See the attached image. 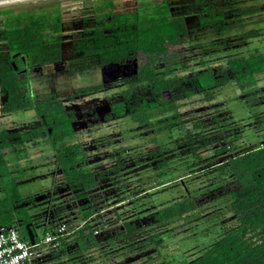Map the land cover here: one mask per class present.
I'll list each match as a JSON object with an SVG mask.
<instances>
[{
	"label": "trees",
	"instance_id": "1",
	"mask_svg": "<svg viewBox=\"0 0 264 264\" xmlns=\"http://www.w3.org/2000/svg\"><path fill=\"white\" fill-rule=\"evenodd\" d=\"M187 1L182 11H172L157 0H141L134 10L120 13L114 11L115 4L112 0L96 4L91 31L84 34L87 35V57H91L101 68L118 66L135 53L143 59L138 65L135 78L127 81L130 87L123 92L128 105L121 103L113 108L119 124L132 121L139 126H146L150 124L151 115L156 113H170L173 120H177L180 101L201 96L206 102H211L216 95L229 89L232 83L244 90L255 82L256 77L264 75V52L258 50L247 57L229 58L228 71L205 64L201 59L197 71L191 70L190 75L181 74L191 67L188 61L181 60L171 48L180 35H186L184 15L195 17L199 26L207 27L218 26L233 17H250L261 9L264 10L240 8L238 0ZM11 12L9 9L0 11V15L5 16L0 35L10 41V51L17 50L18 41L26 40L38 47L44 62L53 60V42L56 40L54 37L61 39L62 14L59 7L37 13L19 12L14 16L9 15ZM245 35L246 39H255L260 37V32L251 29ZM79 44L81 48L86 46L84 40ZM136 84L147 86L150 98L138 100L135 93ZM101 88L100 85L89 86L85 91L87 95H91L98 93ZM37 112L46 117L45 121L52 129L49 143L54 148V176L61 174L64 187L74 194H81L83 198L80 202L75 201L79 224L74 226L75 230L71 234L60 239L59 249L52 253L68 254L73 264H82L83 259L80 257L83 258L84 253L92 249L99 250L105 244L109 246L111 240H120V243L116 244H121L124 251H147L151 246L152 251H158L164 244L163 236L170 233L169 230L158 232L160 226L215 203L218 204L215 219L220 221L221 227L228 222L233 224L222 228L218 238L191 261L169 260L163 261L162 264H264V133L258 145L236 152L224 161L204 164V169L216 167L212 172L213 177L204 188L191 190L182 182L183 194L178 195L171 205L156 208L143 215L140 214L143 210L139 211L135 219L123 222L118 208H111L112 223L108 224L104 219L100 233L94 234L96 227L92 229L88 220L94 214L100 213L107 201L101 193H96L97 189L105 184L112 173V176L116 177L121 167L116 166L110 173L90 170L88 160L79 147L68 146L64 142V138L70 136L73 130L70 125L72 118L67 117L63 108L46 101L37 108ZM254 119L256 122L263 121ZM215 123L218 127L222 124L218 120H215ZM245 123L241 124L242 127L247 126ZM230 125L225 123L223 135L228 134ZM194 126L204 132L202 122ZM193 137L199 139L201 134H186V145L190 151L193 149ZM4 138L2 135L0 149L8 146ZM154 143L158 144V140ZM233 147V143L226 142L214 153L219 156ZM102 154L107 157V153ZM150 157L158 158L155 163L157 171L153 173L158 176L154 175V186L150 187V190L166 187V183L160 180L164 176L163 171L167 169L164 152L161 149L156 150ZM197 158L200 159L199 156ZM146 159L148 160L147 156ZM175 183L179 184L178 181ZM141 193L143 192H139ZM26 206L18 184L10 177L6 161L0 154V227L21 229L25 241H28L25 225L32 222V219L25 214ZM76 217L69 213L65 216H52L42 234L54 231L55 227L50 221L73 222ZM102 232L105 233L103 237ZM144 234L147 237L136 242L139 244L137 248L134 241L137 237L142 238ZM78 258L80 263L76 262Z\"/></svg>",
	"mask_w": 264,
	"mask_h": 264
},
{
	"label": "rangeland",
	"instance_id": "2",
	"mask_svg": "<svg viewBox=\"0 0 264 264\" xmlns=\"http://www.w3.org/2000/svg\"><path fill=\"white\" fill-rule=\"evenodd\" d=\"M104 0H53L17 7L0 9L11 10L13 14L19 12H43L59 7L62 14V41H61V63L66 64L71 70L87 65L79 74L72 76L65 70L67 66H51L46 65L41 69L42 74L58 73L52 81L55 82L54 90H56L58 99L63 103L64 107L70 109L76 106V112H82L84 108L101 107L99 114L108 113L109 107L123 99L125 87L114 79V73L131 69L135 70L137 63L143 59L136 55L129 59L124 66L115 67V71H102L104 68H98L91 58H85L83 54L77 53L75 50V42L78 38L87 34L92 27L93 17L95 15L96 4ZM115 4V12L132 11L136 8L141 0H112ZM161 5H165L169 9L180 10L184 8L187 0H157ZM240 8H264V0H238ZM187 25L186 35L179 36L176 43L172 46L181 60L189 62L191 67L185 73L190 75L191 70L199 69V60L203 59L205 64L216 66L228 71L227 60L229 58L247 57L256 50L264 52V10L250 17H233L230 20L222 22L218 26L201 27L196 23V18L190 15H184ZM4 16L0 15V29L3 27ZM251 29L258 30L260 37L255 39H246L245 34ZM0 49L2 46L0 45ZM119 78V77H118ZM117 78V79H118ZM31 81V80H30ZM101 85L103 91L91 96H78L71 105L66 100L76 94L79 88ZM108 85V86H107ZM74 92V93H73ZM138 98H150V92L147 86L140 85L138 87ZM65 100L64 102L62 100ZM1 100V98H0ZM179 118H174L171 114H153L150 117V124L139 126L132 121H124L119 126L114 124L105 126H91L87 130V136L83 137L84 155L88 160V168L97 172H111L116 166H120L122 171L114 177L109 176L106 182L113 180V188L118 191V196L108 198L101 209L100 213L88 220L91 228L100 233L103 220L111 224L110 217L111 208H118L119 214L122 215V222L125 220L135 219L137 213H148L159 207L171 205L177 197L183 194L181 184H185L192 188L205 187L209 183V179L213 177L212 169H204V164L208 162H220L234 155L236 152L247 150L251 146H256L262 140L264 133V75L256 77L255 82L240 89L236 83L215 96L211 102H206L201 96H194L188 100L178 103ZM102 115V116H103ZM94 117V115L92 116ZM101 117V116H100ZM254 118H258L260 122H256ZM169 119V120H168ZM215 120L222 124L215 126ZM4 119L0 117V126ZM202 122L204 132L196 129L194 125ZM246 122V123H245ZM118 123V122H117ZM230 125L227 135H223V126ZM242 123L247 126L242 127ZM263 123L259 126V124ZM218 128V129H217ZM220 129V130H219ZM191 133L194 136L197 133L201 137L197 139L193 137V149H188L186 134ZM219 138V139H218ZM158 140V144L154 143ZM75 142V140L73 141ZM226 142L233 143L234 147L230 148L222 155L216 156L214 151ZM162 150L167 159V169L163 171L160 180L166 183V187H158L151 189L156 168L155 163L158 160L150 157V154L156 150ZM107 153V157L103 154ZM102 154V156H101ZM148 157V160L146 159ZM199 156L200 159L197 158ZM21 164H28L27 180L22 188V197L27 201L26 215L30 216L35 225L38 234L39 225H42L44 213L42 210L49 204L48 194L54 188L60 190L59 195L54 197V203L57 204V212L65 216L67 213L76 217L78 208L75 199L80 200L81 194L71 196L69 192L63 191L61 188L64 184L62 175L58 174L52 177L54 156L46 145L37 148H29L28 154L25 156ZM147 160V161H146ZM207 166V165H206ZM33 169L30 170L29 168ZM87 168V166H86ZM158 176V175H156ZM183 179V180H181ZM178 183H175V181ZM55 181V183H53ZM158 183H156L157 185ZM105 188L97 189L98 192L104 193ZM112 190L110 197H113L117 191ZM139 192H143L139 194ZM181 194V195H180ZM179 195V196H178ZM218 204H210L194 214L185 216L182 219L171 221L165 226H160L158 232L169 230L163 236L164 244L157 251L149 248L147 251L139 252L138 249L133 251H124L120 240H111L108 245H102L101 249H92L84 253L82 264H162L163 261L182 260L191 261L199 255L202 250L211 245L219 236L222 228H226L233 223H226L221 227L220 221L215 219L217 215L215 209ZM45 212V211H44ZM56 212V213H57ZM79 217V216H78ZM73 222L64 221L70 228H74L79 224L77 218ZM57 221V222H56ZM62 220L50 221L51 225L57 227ZM49 223V222H48ZM18 234L25 241V237L19 230ZM105 233L102 232L101 237ZM42 234H38L36 240H41ZM142 238L137 237L135 245ZM138 244V245H137ZM115 246V247H114ZM68 254H55L51 252H43L40 260L34 264H73V260ZM80 258L76 262L80 263ZM75 259V258H74Z\"/></svg>",
	"mask_w": 264,
	"mask_h": 264
},
{
	"label": "flooded vegetation",
	"instance_id": "3",
	"mask_svg": "<svg viewBox=\"0 0 264 264\" xmlns=\"http://www.w3.org/2000/svg\"><path fill=\"white\" fill-rule=\"evenodd\" d=\"M9 15L14 16L16 14H13V12H11ZM2 29H0V31ZM90 31L91 29L89 30V32ZM60 35V40H58L56 36L54 37V40L56 39L53 42V48L55 50L54 59L47 62H44L41 58L38 47L36 45H31L26 40L18 41L17 50L11 52L10 41L7 37H3L2 35H0V45L2 46V49H0V117L4 119L3 124L0 126V146L2 144V135H4V140L8 143V146L4 148L1 147L0 154L6 161V168L10 172V177L18 184L19 188H22L27 180L26 174L28 170V164L25 163L23 165L21 164V162L23 160L25 162L27 161V158L25 156L28 154L29 148L38 149L41 145H46L51 150L54 156V148L49 143V134L52 132V129L45 121L46 117L42 115L40 116L37 112V108L44 102L48 101V104L61 106L67 117L72 118L70 125L73 131L70 136L64 138V142L68 146L77 145L83 154V145L86 144V140L83 142L82 138L87 136V130H89L93 125L110 126L111 124L116 123L115 125L119 126L120 124L117 123L119 122V119L114 115L113 108L121 103L128 105L122 94L123 99L121 101L112 103V105H109V103L106 104L109 107V111L108 113L105 112L104 115L102 114L103 116L99 114V110L102 106L95 108H87L86 106L82 112H79V116L77 114L78 112H76V106L71 107L70 109L64 107L63 103L58 99V96L60 95H58L56 90H54L55 88L53 85H55V82L52 81L54 77L60 72L50 74L41 73L42 67L46 65H66L64 63H61L60 61L62 33H60ZM80 37L81 38H78V42H75L74 44L76 48L75 50L77 51V53L83 54L85 58H91L87 57L86 52L87 35H83ZM83 40L85 41L86 46L81 48L79 42H82ZM136 55L140 56L138 53H135L134 55L130 56L129 59L133 58ZM129 59L119 63L116 68L124 66V64L127 63ZM2 64L4 65L2 66ZM138 65L139 63L136 64L135 70L127 69L122 71L121 69L120 72L114 73L115 76L114 79H112V82L116 81L117 83H121L122 86L125 87V90H127L130 87L127 81L133 80L135 78ZM67 68L68 69L65 70V72H67L69 75L75 76L79 74V72H82L84 69H87V65H84V67H80V70H76L77 68L71 70L69 66H67ZM139 86L140 84L135 85L136 95H138ZM86 88L87 87L77 89L76 94L69 97L66 101L70 102L71 105H73L75 102L74 100L78 96H87V92L85 91ZM102 91L103 87L98 93ZM62 101L64 102L65 100L63 99ZM129 104H134V102H129ZM93 115L94 117H92ZM74 140L75 142H73ZM29 169L32 170L33 168L30 167ZM122 169L123 168H121L120 171H122ZM53 173L52 177H55L56 175L54 176ZM116 178L114 176L113 179H115L116 181ZM53 183H55V181H53ZM112 183L113 180H110V182L107 181L100 187V189L105 188L103 191L104 193H101L105 199L114 198L119 195L118 191L113 188ZM61 189L63 191L65 190L69 192L71 196L76 197V194L68 191L66 187H64V184ZM113 189L117 191V193L112 195L113 197H110L109 195L110 193H112ZM59 191L60 190H58L57 188H54V190L50 194H48L49 204L42 210V212L44 213V220L42 222V225H39L40 229H38L41 234L44 232V227L46 226V224H48L49 218L59 215L56 208H59L60 206L57 207V204L54 203V197L59 195ZM96 193L100 192L97 191ZM20 194L22 196L21 190ZM80 199L83 198L81 197ZM74 201L80 202V200L78 199H75ZM24 202L26 203L27 201ZM27 224H31L30 228L36 239L37 235L40 233L38 232L37 234V228L35 230L33 220L32 222ZM13 229L18 233V228ZM19 231L21 232V229H19Z\"/></svg>",
	"mask_w": 264,
	"mask_h": 264
},
{
	"label": "built area",
	"instance_id": "4",
	"mask_svg": "<svg viewBox=\"0 0 264 264\" xmlns=\"http://www.w3.org/2000/svg\"><path fill=\"white\" fill-rule=\"evenodd\" d=\"M77 229V228H76ZM75 229L61 222L54 231L42 234L41 240L35 239L33 245L23 241L11 227H0V264H34L43 252H55L60 247V239ZM97 230L94 234H98Z\"/></svg>",
	"mask_w": 264,
	"mask_h": 264
},
{
	"label": "water",
	"instance_id": "5",
	"mask_svg": "<svg viewBox=\"0 0 264 264\" xmlns=\"http://www.w3.org/2000/svg\"><path fill=\"white\" fill-rule=\"evenodd\" d=\"M47 1H53V0H0V9L47 2ZM115 69H116L115 67H107L104 68L102 71H106V72L115 71ZM30 227L31 224H27L25 226V229L27 232L28 241L30 242L31 245H33L35 243V236Z\"/></svg>",
	"mask_w": 264,
	"mask_h": 264
}]
</instances>
